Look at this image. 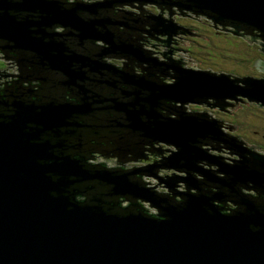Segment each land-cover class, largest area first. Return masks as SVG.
I'll list each match as a JSON object with an SVG mask.
<instances>
[{"label":"water","instance_id":"obj_1","mask_svg":"<svg viewBox=\"0 0 264 264\" xmlns=\"http://www.w3.org/2000/svg\"><path fill=\"white\" fill-rule=\"evenodd\" d=\"M142 5L163 6L167 19ZM171 6L258 38L264 52V0H0V52L17 53V78L43 85L42 72L57 73L56 84L79 97L28 104L4 94L12 113L0 112V264H264V155L221 132L225 122L183 108L227 111L225 100L238 95L264 107V78L184 68L170 42L191 33L175 25ZM254 63L264 72V61ZM101 126L119 135L92 155L116 157L118 167L65 153L72 137ZM160 142L173 150L164 155ZM138 161L148 163L121 166ZM142 175L166 192L146 187ZM88 190L95 193L76 199Z\"/></svg>","mask_w":264,"mask_h":264},{"label":"rangeland","instance_id":"obj_2","mask_svg":"<svg viewBox=\"0 0 264 264\" xmlns=\"http://www.w3.org/2000/svg\"><path fill=\"white\" fill-rule=\"evenodd\" d=\"M91 2L92 0H84ZM142 8L148 12H152L155 15L162 14V17L164 19L166 18L165 10L161 11L157 7H152L148 5H142ZM171 10L174 12V14L170 15V17H174L176 21H174L175 25L180 26L182 28H187L190 30V35L186 34H174L172 35V41L170 42V47L173 48V52L176 53L173 54V59L179 60L182 59L183 61V67L184 68H191V69H202V70H208L207 64L214 63V60H217L221 64L220 66H224L226 68H231L233 70V74L237 77H250L253 79L261 80L264 78V72L260 71L258 68H256L255 63L253 65V62L249 61L247 63H238L233 60H226L222 59L220 57H208L206 55L207 49L202 48V44L198 46L190 40L193 38H202V39H208V37H212L211 41V52L213 54L217 53H225L227 48L229 47V42H226L224 39H222L221 30L220 28H228L225 29L226 31H234V28L231 26H225L222 27L219 24H214L215 27H211L210 22L206 21L207 16L196 14L193 11H188L182 9L181 12L184 13V15H180L178 9L175 6H171ZM118 11L123 12L127 11L130 13H139V10H135L134 8L130 7L129 5H121L118 6ZM125 14V13H124ZM139 15V14H138ZM191 24H195L196 26H193ZM191 25V26H190ZM210 25V26H209ZM208 28V30H206ZM225 32V31H222ZM231 33V32H228ZM241 35H244L241 31H239ZM232 34V33H231ZM207 35V36H205ZM234 36V35H233ZM245 37L242 38L243 42L238 43L240 46H230V51L233 53L241 52L240 48L244 47L249 51H255L254 48H258V52L261 54L260 56L263 57L264 60V53L260 51L261 43H263L262 40L255 38L252 39L250 35H244ZM237 37V36H235ZM240 38V36H238ZM242 37V36H241ZM209 41V40H208ZM246 42V43H245ZM176 43V44H175ZM194 47V51L192 53L185 52L184 50L187 49V47ZM213 46V48H212ZM193 54V56L191 55ZM212 58V60H211ZM199 63L201 65H199ZM222 71V70H221ZM215 72V73H221ZM224 72H228L223 70ZM19 71H18V65L15 60L12 59V57L7 56L5 52H0V84H6L10 81L17 78ZM230 73V71H229ZM232 73V72H231ZM173 80H164L165 83H171ZM249 100L242 96H236V99H226L225 102L233 105L225 107L222 111L218 109L217 107H209L204 106L200 107V111L196 110L195 106L196 104H186L184 105V109L188 110L189 112H204L206 114L211 115V118L218 119L220 121H223L226 123V125H221L219 128L221 132H223L225 135L233 137V136H239L241 140L244 141V146L249 147L251 152H258L262 155H264V112L259 111L261 109H264V107H259L256 105V103H250ZM255 106V107H253ZM250 112H253L260 116L259 119H252L250 117ZM234 113L233 116H231ZM252 116V115H251ZM247 120L246 122L249 124L242 123V120ZM237 122V123H236ZM230 127V128H229ZM160 147L166 148L167 146L163 143L158 144ZM157 146V144H156ZM162 148V149H163ZM202 148L204 150H208L211 154L220 155L224 158L225 162H230L231 158L235 159V154H225V153H215L210 148H208L206 145H203ZM173 150V149H172ZM175 150V149H174ZM164 152V151H163ZM169 153V152H168ZM164 152V155L168 154ZM89 157L92 158V160H88V163H104L108 168H116L120 164L116 163V157H110V156H101V155H90ZM150 157V156H149ZM152 158V157H151ZM106 161V162H104ZM148 161H138L128 164H121L125 169H134V168H140L142 166H146ZM205 168H208V166H205ZM160 172L157 173V175L162 176L164 174H169L173 170H165V169H159ZM175 172V171H174ZM179 175L185 176L183 172H175ZM141 181L145 184L146 187H154V191H165L164 185L154 186L155 183H153V177L142 175L140 176ZM152 182V183H151ZM177 191H182V189L177 186ZM123 203H126V201H123ZM143 208H145L149 213H155L156 210L150 209V205L148 202H142L141 203Z\"/></svg>","mask_w":264,"mask_h":264},{"label":"trees","instance_id":"obj_3","mask_svg":"<svg viewBox=\"0 0 264 264\" xmlns=\"http://www.w3.org/2000/svg\"><path fill=\"white\" fill-rule=\"evenodd\" d=\"M192 27L193 26H196L195 24H191ZM190 25V26H191ZM208 30V28L206 29ZM252 33V32H251ZM143 34L139 37H142ZM207 36V35H205ZM222 39H224L226 42H229V47L227 48L226 52L225 53H217V54H213L211 52V41L212 40V37H208V39H202V38H193L191 39L190 41L193 42L195 44V47H196V44L198 46H200L202 44V48L204 49H207L206 51V55L208 57H220L222 59H226V60H233L235 62H238V63H247L249 61L253 62V65H254V62L257 60V61H263V57L260 56L261 54L258 52V48L255 47L254 51H249L244 47H241L240 48V51L241 52H238V53H233L232 51H230V46H240L238 45V43H241L243 42V40H241L243 37H235L233 36V34L231 33H223L221 35ZM209 40V41H208ZM0 45L1 42H0ZM88 49H87V52H89L90 54L92 53H95L97 52V48H93L88 44L86 43L85 45ZM84 46V47H85ZM91 47V50L90 48ZM213 48V46H212ZM79 50L83 49L82 47H78ZM194 47H190L188 46L186 50V52L188 53H192L194 50ZM12 55L14 54V56H17V53H11ZM24 57L25 58H30V54L29 53H23ZM193 56V54H191ZM194 57V56H193ZM211 58V60H212ZM30 60V59H29ZM249 60V61H248ZM35 60H32V63L30 64V67H28L27 71L29 73L32 74V72H37V66L35 65ZM219 64H221L220 62H218L217 60H214V63H208L207 64V67L208 68V71H211V72H219L221 71V73H230L233 74V70L231 68H226L224 66H220ZM199 65H201L199 63ZM32 66V67H31ZM255 66V65H254ZM131 67H133V70L134 72L137 73V67L135 64H132ZM202 70V69H201ZM223 70L225 71H228V72H224ZM46 78H47V82L43 85H34L33 83H31L30 81H20L18 78L10 81V83L7 85L6 90L5 87L1 88L0 89V98L4 99L7 104H8V107H1L0 108V112H7V113H12V108L10 106V103L12 101V99L10 97H5L4 94H8L10 91H15L16 93L18 94H21L22 95V98L24 101H26L28 104H39L42 103V102H49L50 100H56L57 102H70V103H78L79 102V97L76 96L75 94H73L72 92H70L66 87H60L59 84H56L59 82V80H61L60 76L57 74V73H54L52 74L51 72H42ZM46 74V75H45ZM35 83V82H34ZM54 84H56V87H54ZM33 89V90H32ZM107 88H103V89H100V88H97L96 91H98V93H101L103 96H106L107 95ZM53 98V99H52ZM202 106H199L197 105L196 108H200ZM255 107V106H253ZM259 111H263L264 112V109H261ZM5 113V114H7ZM108 112L105 113V112H102V113H99V114H96L98 115L100 118L104 119V118H107L108 117ZM233 116L234 113H231ZM250 117L253 119H259L260 116H258L257 114L253 113V112H250ZM252 115V116H251ZM259 117V118H258ZM245 119V118H244ZM243 122L242 123H245V124H249L247 123L246 119L245 120H242ZM91 122L92 124L95 123V121L93 122L92 121H89ZM237 123V122H236ZM79 135L75 136V137H72L71 139V143L69 145H73L71 148H69L65 153L66 154H69L71 157L75 158V159H80L81 157H83L85 159V163H88V159L91 158L89 157L91 154L93 153H98V154H104V151L108 148V145L110 144V137H115V136H118L119 135V132H117L116 134L115 133H112L109 129H106V128H103L102 126L99 127V128H90L88 130H82L81 132L78 133ZM81 139V141H79V138ZM43 140H48L50 141L51 144L57 142L58 140L56 138H53L51 135H48V136H45L43 137ZM45 142V141H43ZM132 169H124V171H131ZM141 181V180H140ZM87 192H90V193H95V191L93 192V190H88L86 191L85 193L84 192H80V194H78L76 196V199L81 201V200H85V197H86V193ZM123 199L122 198H119V202H120V205L121 206H128L129 203H123Z\"/></svg>","mask_w":264,"mask_h":264},{"label":"bare ground","instance_id":"obj_4","mask_svg":"<svg viewBox=\"0 0 264 264\" xmlns=\"http://www.w3.org/2000/svg\"><path fill=\"white\" fill-rule=\"evenodd\" d=\"M138 10H139V11H138L139 13L142 12V11H141V10H142L141 7H140ZM139 13H138V14H139ZM206 21H207V22L209 21V22H210V25H211L212 27H213V26L215 27L216 24H215V23H214L209 17H207V20H206ZM213 23H214L215 25H214ZM225 29H227V28H220V30H221V33H220V34L227 33V32H231V33L233 34V31H226ZM222 31H225V32H222ZM233 35H234V36H237V37H238V36L241 37V34H239V33H236V34H233ZM245 43H246V42H245ZM260 49H261V48H260ZM260 51H261V50H260ZM254 52H255V51H254ZM263 53H264V52H263ZM173 54H176V53H172V55H173ZM184 64H185V63H184ZM242 77H243V76H242ZM184 105H186V103H183V106H184ZM189 105H191V104H189ZM156 144H157V146H159V145H158L159 143H156ZM163 151H164L165 153H168V152L172 151V149H170V145H167L166 148H163ZM104 162H106V161H104ZM165 170H167V169H165ZM168 171H170V170H168ZM172 172H174V170H173ZM172 172H171L170 174H172ZM175 172H176V171H175ZM164 175H167V174H164ZM168 175H169V174H168ZM151 183H152V182H151ZM159 185H160V184H156V183L154 184V186H159ZM149 188L154 189V187H149ZM242 191H243L244 193H246V194H252V191L243 190V189H242Z\"/></svg>","mask_w":264,"mask_h":264},{"label":"flooded vegetation","instance_id":"obj_5","mask_svg":"<svg viewBox=\"0 0 264 264\" xmlns=\"http://www.w3.org/2000/svg\"><path fill=\"white\" fill-rule=\"evenodd\" d=\"M66 1H72V0H66ZM158 8V7H157ZM163 8V10H165V8L163 7V6H161V9ZM170 11H171V8H170ZM172 19L174 20V21H176V19L174 18V17H172ZM215 23V22H214ZM217 24V23H216ZM222 27H225L224 26V24L223 23H219ZM210 26V25H209ZM212 27V26H211ZM187 29V28H186ZM228 29V28H227ZM189 30V29H188ZM189 32H190V30H189ZM189 32L187 33V34H189ZM228 33V32H227ZM144 37H146V35L144 36ZM95 42H93V46H94V48H96V46L98 47V45H95L94 44ZM185 52H186V50H184ZM10 56L12 55L11 53L9 54ZM264 61V60H263ZM263 61H260V62H263ZM10 83V82H9ZM9 83H6V84H0V89L1 88H3V87H7V85L9 84ZM39 83L38 82H35L34 83V85H38ZM100 98H102V97H100ZM197 106H195V108H196ZM200 109L201 108H196V110H199L200 111ZM86 118H84L83 120H85ZM155 146H156V143H155ZM162 151H163V149H161ZM176 200H178L179 201V198L178 197H176ZM226 205L227 206H229V203H226Z\"/></svg>","mask_w":264,"mask_h":264}]
</instances>
